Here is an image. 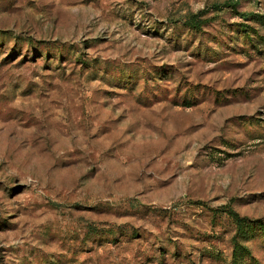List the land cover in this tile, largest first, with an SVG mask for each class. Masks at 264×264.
I'll use <instances>...</instances> for the list:
<instances>
[{
  "label": "rangeland",
  "instance_id": "374dc122",
  "mask_svg": "<svg viewBox=\"0 0 264 264\" xmlns=\"http://www.w3.org/2000/svg\"><path fill=\"white\" fill-rule=\"evenodd\" d=\"M225 1L0 0V264H264V0Z\"/></svg>",
  "mask_w": 264,
  "mask_h": 264
},
{
  "label": "trees",
  "instance_id": "16d2710c",
  "mask_svg": "<svg viewBox=\"0 0 264 264\" xmlns=\"http://www.w3.org/2000/svg\"><path fill=\"white\" fill-rule=\"evenodd\" d=\"M237 2L238 0H226L222 5L219 6V8L227 7V6L232 7V6H235ZM202 15H204V11H200L196 14L189 16L184 22L185 25L197 31L200 28V26L203 24ZM252 18L259 19V17H256V16H252ZM226 211L229 217L231 218V220H233L235 224L237 225V230H238L240 237H244V236L248 237L249 235H251L253 228H251L249 221L243 218H239L238 215L232 212L231 210H226ZM254 228H256V231H258L262 237L264 236V225L263 224L256 223V225H254ZM244 250L245 249H243L241 246H238L233 251L232 253L233 258H232L231 264H241V258H242L241 256L243 255Z\"/></svg>",
  "mask_w": 264,
  "mask_h": 264
}]
</instances>
